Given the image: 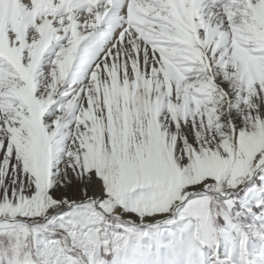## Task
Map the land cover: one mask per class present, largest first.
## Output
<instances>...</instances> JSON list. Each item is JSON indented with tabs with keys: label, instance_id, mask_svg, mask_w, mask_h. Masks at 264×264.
<instances>
[{
	"label": "snow or ice",
	"instance_id": "1",
	"mask_svg": "<svg viewBox=\"0 0 264 264\" xmlns=\"http://www.w3.org/2000/svg\"><path fill=\"white\" fill-rule=\"evenodd\" d=\"M15 5V17L0 19V264H108L118 241L127 246L129 234L193 189L235 187L264 165L255 103L264 98V0ZM105 26L118 29L110 45L83 44ZM61 39L45 83L42 58ZM70 75L75 83L65 84ZM217 78L237 86L247 108L238 146L223 133L219 141L211 136L226 95ZM114 84L127 95L114 93ZM58 96L68 98L49 112ZM189 120L209 139L181 150L179 127ZM69 170L82 185L71 197ZM98 182L107 196L97 204L88 192ZM108 213L136 215L110 231L98 223ZM186 214L212 230L203 201L189 203Z\"/></svg>",
	"mask_w": 264,
	"mask_h": 264
},
{
	"label": "rangeland",
	"instance_id": "2",
	"mask_svg": "<svg viewBox=\"0 0 264 264\" xmlns=\"http://www.w3.org/2000/svg\"><path fill=\"white\" fill-rule=\"evenodd\" d=\"M230 86L234 88L236 96L233 100L224 97L225 100L220 102L218 111L221 128H213L211 136L219 141L220 133H223L230 141L233 140L234 146H238L236 142L239 132L248 127V121L245 119L247 108L238 95L241 90L234 84ZM113 90L114 93L119 92L122 95V89H118L116 85ZM67 98L65 96L61 100H55L49 112ZM255 103L259 105L256 111L264 118V98L256 100ZM150 129L155 134L151 122ZM171 130L176 131L175 126ZM208 131L201 128L198 121L195 126L191 120L181 123L179 136L182 139L177 143L181 150L185 147L195 148L198 140L209 139ZM259 142L264 143V133L261 134ZM8 170L9 175L4 179L6 184L12 179L10 166ZM254 170L249 176L243 177L242 182L238 181L235 187L227 186L226 182H209L208 190L202 187L193 189L184 202H177V205L173 206L175 212L172 216L148 219L147 225H141L129 234L127 246L122 240L118 241L119 247L112 250L107 257L108 264H264V165L256 172ZM68 177L73 181L67 192L71 197L75 188L82 185L72 176L71 170L68 171ZM93 181L95 182L94 176ZM99 184L96 187L98 191L90 188L88 192L90 199L97 204L107 196L103 183ZM217 184H221L219 189ZM196 189H200V192L196 193ZM60 195L61 192L57 190L55 196ZM200 201H203L206 211L211 209L212 230L208 233L199 229L198 218L186 214L189 203ZM120 212L123 213L124 210L120 209ZM135 215L124 213L118 218L110 213L103 214L98 223L110 231H119L115 224L126 223L127 216ZM218 216L223 218L218 219ZM145 228L149 234L141 235ZM43 238L50 237L44 234ZM241 239L244 240L243 245L240 243ZM109 248L112 249L111 243Z\"/></svg>",
	"mask_w": 264,
	"mask_h": 264
},
{
	"label": "bare ground",
	"instance_id": "3",
	"mask_svg": "<svg viewBox=\"0 0 264 264\" xmlns=\"http://www.w3.org/2000/svg\"><path fill=\"white\" fill-rule=\"evenodd\" d=\"M259 14H260L261 18L264 19V8H262L260 10ZM16 15H17V8H16V5H15V0H0V19H2L4 17H15ZM117 32H118V29L116 30V32H114L112 30V27L105 26L102 29V31L98 30L93 36L88 37L83 42V44H92L96 48L97 51H100L101 48H106L108 45L111 44L112 40L109 39V37L114 38V36H115V34ZM64 43H66V40H64V39H61L60 41H54L50 45L49 49L46 51V53L44 54V56L42 58L40 68H41L42 73H43L42 79H44L45 83L47 82V80L49 78L48 74H49V71H50V68H51L50 61L53 58L55 51L59 48V46H61V44H64ZM102 54L103 53L101 52V55ZM262 77H263V75H262ZM64 83L65 84H73V83H75L73 76L70 75L66 79V81ZM217 84L220 86L219 88L223 89V92L226 94L225 97H227L229 100H231V99L233 100V98L236 96V92L234 91V88L230 86V83L226 82V81H223V80H220L219 78H217ZM76 86H78V83H76ZM61 91L70 92L71 89L61 88ZM121 93H122V96L123 95H125V96L127 95L126 87L122 89ZM64 97L65 96H58L56 98V100H61ZM258 168H255L254 172H256V170ZM98 185H100L99 182L97 183V186ZM174 212H175V210H172L170 213L168 212V213L159 214V215H157L154 218L162 219L165 216H172L174 214Z\"/></svg>",
	"mask_w": 264,
	"mask_h": 264
},
{
	"label": "water",
	"instance_id": "4",
	"mask_svg": "<svg viewBox=\"0 0 264 264\" xmlns=\"http://www.w3.org/2000/svg\"><path fill=\"white\" fill-rule=\"evenodd\" d=\"M196 193H198V192H200V189H196V191H195Z\"/></svg>",
	"mask_w": 264,
	"mask_h": 264
}]
</instances>
